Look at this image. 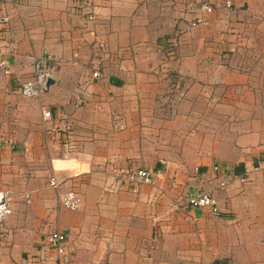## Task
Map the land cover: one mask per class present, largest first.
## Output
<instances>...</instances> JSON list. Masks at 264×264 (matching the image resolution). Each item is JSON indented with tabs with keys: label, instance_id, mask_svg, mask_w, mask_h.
Masks as SVG:
<instances>
[{
	"label": "crops",
	"instance_id": "obj_1",
	"mask_svg": "<svg viewBox=\"0 0 264 264\" xmlns=\"http://www.w3.org/2000/svg\"><path fill=\"white\" fill-rule=\"evenodd\" d=\"M0 14V264H50L53 230L69 264H264V0H0ZM36 58L52 82L24 98ZM127 169L150 183L130 191ZM68 190L75 211L56 204ZM198 192L215 215L185 204Z\"/></svg>",
	"mask_w": 264,
	"mask_h": 264
},
{
	"label": "built area",
	"instance_id": "obj_2",
	"mask_svg": "<svg viewBox=\"0 0 264 264\" xmlns=\"http://www.w3.org/2000/svg\"><path fill=\"white\" fill-rule=\"evenodd\" d=\"M86 3V6L89 7L91 0H82ZM88 3V4H87ZM227 6V4H225ZM199 8L203 11H209L210 8L202 4ZM87 20L92 18L90 12L85 16ZM8 23V17L5 14H0V27L1 30L5 28ZM194 23H191L190 26H193ZM98 47H101L98 44ZM0 71L2 74L7 75L9 72L6 68L5 58L0 52ZM54 75V69L50 66H47L45 61L41 58H36L32 60L31 74L19 82L17 90L20 96L24 98H37L46 88V80L51 79ZM101 74L98 68H93L89 75V80L92 82H97L101 79ZM40 117L42 124L48 123L50 120V113L47 109H42L40 111ZM63 130H65V124H61ZM0 144L9 145L10 140L6 137L0 135ZM216 171L217 167H212ZM193 174L197 173V169L192 170ZM118 179L125 182L130 191L135 192V189L140 184L150 183L151 176L150 174L142 169H127L126 171L119 173ZM227 184V178H221L218 181V187L223 188ZM47 185L50 188L55 189L58 185V182L53 176H50L47 180ZM25 201H27V196H24ZM184 202L187 206L193 208H206L210 214L215 215L217 213L216 204L214 199L206 193H189L185 196ZM56 204L60 207L65 208L69 211H75L78 207V196L75 191L68 190L60 193L56 197ZM10 214L9 201L5 196V193L0 191V223ZM67 234L64 232H58L56 230L46 232L41 236V244L46 247L48 250L53 252L54 259L50 264H69L67 260V254L65 251V240Z\"/></svg>",
	"mask_w": 264,
	"mask_h": 264
},
{
	"label": "rangeland",
	"instance_id": "obj_3",
	"mask_svg": "<svg viewBox=\"0 0 264 264\" xmlns=\"http://www.w3.org/2000/svg\"><path fill=\"white\" fill-rule=\"evenodd\" d=\"M179 82H181V80H180ZM63 158H64V157H61V156L59 157V156H57V157L55 158V160L53 161V164H55V165L57 164V165H58V164L60 163L59 161H60V160H63Z\"/></svg>",
	"mask_w": 264,
	"mask_h": 264
},
{
	"label": "water",
	"instance_id": "obj_4",
	"mask_svg": "<svg viewBox=\"0 0 264 264\" xmlns=\"http://www.w3.org/2000/svg\"><path fill=\"white\" fill-rule=\"evenodd\" d=\"M51 82H52L51 79H47V80H46V86H47L48 84H50Z\"/></svg>",
	"mask_w": 264,
	"mask_h": 264
}]
</instances>
